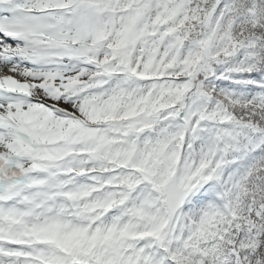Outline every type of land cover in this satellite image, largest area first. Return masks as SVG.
Masks as SVG:
<instances>
[{
    "label": "snow or ice",
    "instance_id": "1",
    "mask_svg": "<svg viewBox=\"0 0 264 264\" xmlns=\"http://www.w3.org/2000/svg\"><path fill=\"white\" fill-rule=\"evenodd\" d=\"M0 264H264V0H0Z\"/></svg>",
    "mask_w": 264,
    "mask_h": 264
}]
</instances>
